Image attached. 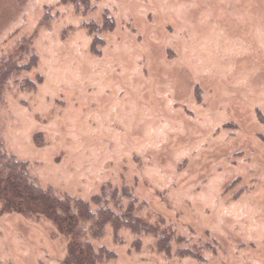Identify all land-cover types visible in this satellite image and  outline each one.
<instances>
[{
	"label": "rangeland",
	"instance_id": "obj_1",
	"mask_svg": "<svg viewBox=\"0 0 264 264\" xmlns=\"http://www.w3.org/2000/svg\"><path fill=\"white\" fill-rule=\"evenodd\" d=\"M28 48L37 66L0 105L7 152L61 196L127 188L124 206L158 228L107 225L91 240L115 253L101 264H264V0H99L87 13L0 0V60L27 63ZM67 250L45 216L0 210V264H66Z\"/></svg>",
	"mask_w": 264,
	"mask_h": 264
},
{
	"label": "trees",
	"instance_id": "obj_2",
	"mask_svg": "<svg viewBox=\"0 0 264 264\" xmlns=\"http://www.w3.org/2000/svg\"><path fill=\"white\" fill-rule=\"evenodd\" d=\"M97 1L99 0H63L65 4L73 5L77 12L83 13L94 9ZM114 27L113 19L106 13L101 30L112 31ZM29 53L31 57L24 64L14 55L0 60V105L4 103V92L11 79L21 71H30L37 66V55L30 49ZM41 81V76H38L37 81L25 78L20 82V88L35 90ZM29 170L26 162L7 152L0 138L1 212L34 218L43 215L49 219L58 232L68 239L66 264H101L112 260L115 257L113 251L105 246L95 247L91 241L103 238L107 225L112 226L115 231L126 228L135 234L157 233V227L136 215L133 202L124 206L123 198L129 195L127 188L119 190L103 187L101 193L91 201H84L69 195L61 196L52 188L42 187ZM168 242L166 237L164 244L159 239L160 249Z\"/></svg>",
	"mask_w": 264,
	"mask_h": 264
}]
</instances>
